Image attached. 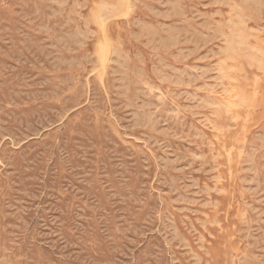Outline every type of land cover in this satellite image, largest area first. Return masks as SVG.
I'll return each instance as SVG.
<instances>
[{"label": "rangeland", "instance_id": "1", "mask_svg": "<svg viewBox=\"0 0 264 264\" xmlns=\"http://www.w3.org/2000/svg\"><path fill=\"white\" fill-rule=\"evenodd\" d=\"M0 1V264H264V0Z\"/></svg>", "mask_w": 264, "mask_h": 264}, {"label": "bare ground", "instance_id": "2", "mask_svg": "<svg viewBox=\"0 0 264 264\" xmlns=\"http://www.w3.org/2000/svg\"><path fill=\"white\" fill-rule=\"evenodd\" d=\"M4 1H5V0H4ZM29 1H30V0H29ZM64 1H65V0H64ZM126 1H127V0H126ZM136 1H137V0H136ZM156 1H157V0H156ZM181 1H182V0H181ZM216 1H217V0H216ZM0 2H1V1H0ZM37 2H38V1H37ZM106 2H107V1H105V3H106ZM109 2H110V1H109ZM109 2H108V3H109ZM158 2H159V1H158ZM224 2H225V0H224ZM224 2H223V3H224ZM235 2H236V1H235ZM246 2H247V1H246ZM254 2H255V0L253 1V3H254ZM54 3H55V2H54ZM105 3H104V4H105ZM41 4H42V3H41ZM63 4H64V3H63ZM102 4H103V2H101V5H102ZM123 4H124V2H123ZM123 4H122V5H123ZM228 4H229V3H228ZM228 4H227V5H228ZM235 4H236V3H235ZM237 4H240V3H237ZM262 4H263V3H262ZM33 5H34V3H33ZM42 5H43V4H42ZM52 5H53V4H52ZM59 5H60V4H59ZM65 5H66V4H65ZM101 5H100V7H101V9H102V7H104V6L108 5V4H106V5H104V6H103V5L101 6ZM161 5H162V4H161ZM181 5H182V3H181ZM249 5L252 6L253 4H249ZM249 5H248V6H249ZM260 5H261V4H260ZM3 6H4V5H3ZM27 6H28V5H27ZM78 6H79V5H78ZM108 6H109V5H108ZM111 6H112V5H111ZM113 6H115V5H113ZM169 6H170V5H168V7H169ZM241 6H243V5H241ZM251 6H250V7H251ZM255 6H256V3H255ZM127 7H128L127 9H129V8L131 7V5H130V6H127ZM261 7H262V6H261ZM26 8H27V7H26ZM29 8H30V7H29ZM34 8H35V7H34ZM45 8H46V7H45ZM59 8H61V7H59ZM117 8H118V7H117ZM120 8H121V7H120ZM123 8H124V6H123ZM148 8H149V7H148ZM172 8H173V7H172ZM255 8H256V7H255ZM255 8H254V9H255ZM151 9H152V8H151ZM159 9H160V8H159ZM230 9H231V8H230ZM232 9H234L233 5H232ZM239 9H240V8H239ZM242 9L244 10L245 8H242ZM32 10H33V9H32ZM51 10H52V9H51ZM64 10H65V9H64ZM107 10H108V9H107ZM114 10H115V8H114ZM117 10H120V9H117ZM117 10H115L116 13H117ZM163 10H164V9H163ZM235 10H236V9H235ZM261 10H262V8H261ZM34 11H35V10H34ZM61 11H63V10H61ZM65 11H66V10H65ZM98 11H99V10H98ZM105 11H106V10L104 9V12H105ZM115 11H114V12H115ZM150 11H151V10H150ZM156 11H157V10H156ZM158 11H160V10H158ZM165 11H166V10H164L163 12H165ZM230 11H232V10H230ZM230 11H229V12H230ZM236 11H238V10H236ZM254 11H256V10H254ZM259 11H260V10L258 9L256 12H259ZM69 12H70V11H69ZM77 12H78V11H77ZM108 12L110 13V11H108ZM108 12L106 11V13H108ZM62 13H64V12H62ZM62 13H61V15H62ZM158 13H159V12H158ZM173 13H174V12H173ZM234 13H235V12H234ZM245 13H246V9H245ZM260 13H261V11H260ZM46 14H47V13H46ZM67 14H68V13H67ZM70 14H71V13H70ZM117 14H118V13H117ZM170 14H171V13H170ZM180 14H181V13H180ZM230 14H231V13H230ZM240 14L242 15L241 11H240ZM35 15H36V14H35ZM41 15H42V14H41ZM57 15H58V14H57ZM110 15H111V13H110ZM112 15H114V14L112 13ZM112 15H111V16H112ZM115 15H116V14H115ZM178 15H179V14H178ZM243 15H244V13H243ZM36 16H37V15H36ZM46 16H47V15H46ZM63 16H66V15H63ZM116 16H117V15H116ZM125 16H126V15H125ZM176 16H177V15H176ZM180 16H181V15H180ZM247 16H248V15H247ZM247 16H246V17H247ZM250 16H251V15H250ZM49 17H50V16H49ZM55 17H56V16H55ZM68 17H70V16H68ZM100 17H101V16H100ZM103 17H104V16H102V18H103ZM112 17H113V16H112ZM122 17H123V16H122ZM164 17H165V16H164ZM171 17H172V16H171ZM171 17H170V18H171ZM243 17H245V15H244ZM246 17H245L244 19H246ZM46 18H47V17H46ZM51 18H52V17H51ZM105 18H106V17H105ZM166 18H167V17H166ZM231 18H236V17H232V16H231ZM237 18H238V17H237ZM31 19H32V18H31ZM55 19H56V18H55ZM69 19H70V18H69ZM72 19H73V18H72ZM106 19H107V18H106ZM111 19H112V18H111ZM128 19H129V18H128ZM181 19H182V18H181ZM229 19H230V18H229ZM240 19H241V18H240ZM240 19H239V20H240ZM242 19H243V18H242ZM251 19H252V17H251ZM74 20H75V19H74ZM101 20H102V19H101ZM101 20H100V22H101V24L103 25V23H102ZM140 20H143V19H140ZM145 20H146V19H145ZM231 20H235V19H231ZM42 21H43V20H42ZM50 21H51V20H50ZM97 21H98V19H97ZM104 21H105V20H104ZM107 21H108V20H107ZM220 21H222V19H221ZM227 21H230V20H227ZM240 21H241V20H240ZM55 22H56V21H55ZM65 22H70V21H65ZM73 22H75V21H73ZM98 22H99V21H98ZM208 22H209V21H208ZM232 22H233V21H232ZM242 22H243V21H242ZM51 23H52V22H51ZM105 23H106V21H105ZM139 23L142 24V21L139 22ZM152 23H153V21H152ZM222 23H223V22H222ZM227 23H228V22H227ZM243 23H244V22H243ZM243 23H242V24H243ZM84 24H86V23H84ZM89 24H90V23H89ZM141 24H140V25H141ZM156 24H157V23H156ZM212 24H213V22H212ZM218 24H219V23H218ZM220 24H221V23H220ZM237 24H238V23H235L236 26H237ZM32 25H33V24H32ZM87 25H88V23H87ZM144 25H145V23H144ZM229 25H230V24H229ZM34 26H35V24H34ZM69 26H70V25H69ZM77 26H78V25H77ZM88 26H89V25H88ZM88 26H85V27H88ZM105 26H107V25H105ZM147 26H148V25H147ZM150 26H151V25H150ZM150 26H149V27H150ZM156 26H157V25H156ZM207 26H209V25H207ZM210 26H211V24H210ZM221 26H222V25H221ZM231 26H232V25H231ZM142 27H143V26H142ZM149 27H148V29H149ZM152 27H154V26H152ZM217 27H218V26H217ZM232 27H233V26H232ZM232 27H231V29H232ZM88 28H89V27H88ZM150 28H151V27H150ZM154 28H155V27H154ZM207 28H209V27H207ZM214 28H215V27H214ZM218 28H219V27H218ZM30 29H31V28H30ZM141 29H142V28H141ZM193 29H194V28H193ZM221 29H222V28H221ZM247 29H248V28H247ZM247 29L245 28V31H246V32L248 31ZM67 30H68V29H67ZM81 30H82V29H81ZM81 30H80V31H81ZM163 30H164V29H163ZM196 30H197V29H196ZM207 30H209V29H207ZM235 30H236V29H235ZM243 30H244V29H243ZM78 31H79V30H78ZM91 31H92V30H91ZM148 31H149V30H148ZM148 31H147V32H148ZM164 31H165V30H164ZM175 31H176V30H175ZM231 31H232V30H231ZM236 31H237V30H236ZM82 32H83V31H82ZM89 32H90V31H89ZM94 32H95V31H94ZM94 32H93V35L95 34ZM154 32H155V30H154ZM157 32H158V31H157ZM179 32H180V31H179ZM196 32H197V31H196ZM208 32H209V31H208ZM238 32H240V31H238ZM45 33H46V32H45ZM50 33H51V32H50ZM77 33H78V32H77ZM131 33H132V32H131ZM137 33H138V32H137ZM139 33H140V31H139ZM148 33H149V32H148ZM159 33H160V32H159ZM171 33H172V32H171ZM182 33H183V32H182ZM206 33H207V32H206ZM219 33H220V32H219ZM242 33H243V31H242ZM47 34H48V33H47ZM143 34H144V32H143ZM145 34H146V33H145ZM157 34H158V33H157ZM180 34H181V33H180ZM224 34H225V33H224ZM230 34H232V33H230ZM248 34H249V33H248ZM58 35H59V33H58ZM58 35L56 34V36H58ZM63 35H64V34H63ZM65 35H66V34H65ZM79 35H81V34H79ZM83 35H85V34H83ZM88 35H89V34H88ZM147 35H148V34H147ZM147 35H146V36H147ZM171 35H173V34H171ZM171 35H170V36H171ZM239 35H240V34H239ZM241 35H242V34H241ZM61 36H62V35H61ZM86 36H87V35H86ZM138 36H139V35H138ZM140 36H141V33H140ZM148 36H149V35H148ZM153 36H155V34H153ZM223 36H224V35H223ZM227 36H228V35H227ZM234 36H236L235 32H234L233 37H234ZM237 36H238V35H237ZM249 36H250V35H249ZM67 37H68V36H67ZM176 37H177V36H176ZM217 37H218V36H217ZM107 38H108V37H107ZM162 38H163V37H162ZM169 38H170V37H169ZM171 38H172V37H171ZM240 38H241V37H240ZM242 38H244V36H242ZM76 39H77V38H76ZM148 39H149V37H148ZM166 39H167V38H166ZM176 39H177V38H176ZM178 39H179V38H178ZM70 40H71V39H70ZM72 40L74 41V39H72ZM77 40H78V39H77ZM149 40H150V39H149ZM174 40H175V39H174ZM226 40H229V38L226 39ZM147 41H148V40H147ZM172 41H173V40H172ZM177 41H178V40H177ZM202 41H203V40H202ZM221 41H223V40H221ZM240 41H243V40H240ZM240 41L237 42V40H235V38H234V40H230V48H229V50L232 52V54H236V55H238V54H240V51L243 52V51L241 50V48H240ZM53 42H54V41H53ZM86 42H87V41H86ZM106 42H109V41H106ZM151 42H152V38H151ZM151 42H150V44H151ZM168 42H169V41H168ZM173 42H174V41H173ZM181 42H182V41H181ZM227 42H228V41H227ZM243 42H244V41H243ZM246 43H247V42H246ZM104 44H106V43H104ZM121 44H122V43H121ZM146 44H147V43H146ZM177 44H178V43H177ZM72 45H73V44H72ZM106 45H107V44H106ZM122 45H123V44H122ZM205 45H206V44H205ZM255 45H256V44H255ZM104 46H105V45H104ZM247 46H248V45H247ZM61 47H62V46H61ZM156 47H158V46H156ZM156 47H155V49H157ZM103 48H104V47H103ZM105 48H106V47H105ZM108 48H110V47H108ZM249 48H250V47H249ZM262 48H263V47H262ZM51 49H53V48H51ZM60 49H61V48H60ZM180 49H181V47H180ZM260 49H261V48H260ZM55 50H56V49H55ZM104 50H105V49H104ZM112 50H113V49H112ZM114 50H116V48H115ZM114 50H113V51H114ZM124 50H125V49H124ZM128 50H129V49H127V51H128ZM261 50H262V49H261ZM98 51H99V50H98ZM120 51H121V50H120ZM178 51H179V50H178ZM182 51H183V50H182ZM259 51H260V50H259ZM64 52H65V51H64ZM67 52H68V51H67ZM69 52H70V51H69ZM77 52H78V51H77ZM77 52H76V53H77ZM84 52H85V51H84ZM226 52H227V51H226ZM107 53H108V49L106 48V50H105V52H104V54H103V56H104L105 59H107ZM112 53L114 54V52H112ZM117 53H119V52H117ZM126 53H127V52H126ZM128 53H129V51H128ZM220 53H221V51H220ZM223 53H224V52H223ZM184 54H185V53H184ZM76 55H77V54H76ZM88 55H89V54H88ZM182 55H183V54H182ZM225 55H226V54H225ZM228 55H230V54H228ZM242 55H243V53H242ZM257 55H258V54H257ZM98 56H99V55H98ZM108 56H109V55H108ZM138 56H140V53H138ZM185 56H186V55H185ZM220 56H221V55H220ZM240 56H241V55H240ZM244 56H245V55H244ZM258 56H259V55H258ZM78 57H79V56H78ZM231 57H235V56H231ZM254 57H255V55H254ZM121 58H123V57H121ZM121 58H119V61L121 60ZM127 58H128V57H127ZM131 58H133V57H131ZM142 58H143V57L141 56L140 59H142ZM185 58H186V57H185ZM197 58H198V57H197ZM203 58H204V57H203ZM228 58H229V56H228ZM235 58H236V57H235ZM235 58H234V59H235ZM244 58H245V57H244ZM248 58H251V57H248ZM255 58H256V57H255ZM258 58H259V57H258ZM97 59H98V58H97ZM123 59L126 60V57L123 58ZM230 59H233V58H230ZM252 59H253V58H251L250 60L252 61ZM117 60H118V59H117ZM143 60H144V59H143ZM225 60H226V58H225ZM237 60H238V59H237ZM243 60H244V59H243ZM243 60H242V61H243ZM256 60H258V59H256ZM113 61H114V60H113ZM119 61H118V62H119ZM141 61H142V60H141ZM222 61H223V60H222ZM233 61H234V60H233ZM263 61H264V60H263ZM47 62H48V61H47ZM101 62H102V61H101ZM223 62H224V61H223ZM225 62H226V61H225ZM258 62H259V64H258V66H259V65H260V62H261L260 59H259ZM110 63H111V62H110ZM119 63H120V62H119ZM125 63H126V62H125ZM142 63H143V62H142ZM240 63H241V62H240ZM87 64H88V63H87ZM104 64H105V63H104ZM106 64H107V63H106ZM247 64H248V63H247ZM261 64H262V63H261ZM102 65H103V63H102ZM218 65H219V64H218ZM241 65H242V66L244 65L243 62H242ZM49 66H50V64H49ZM66 66H67V64H66ZM82 66H83V65H82ZM108 66H109V64H108ZM133 66H134V65H133ZM260 66H262V65H260ZM74 67H75V66H74ZM83 67H85V66H83ZM94 67H96V66H94ZM111 67H112V66H111ZM117 67H118V66H117ZM138 67H139V66H138ZM138 67H137V68H138ZM141 67L143 68V66H141ZM217 67H218V66H217ZM225 67H226V66H225ZM262 67H263V66H262ZM70 68H71V67H70ZM99 68H101V67H99ZM102 68H103V67H102ZM104 68H105V65H104ZM107 68H108V67H107ZM137 68H136V69H137ZM228 68H230V67H228ZM260 68H261V67H260ZM40 69H41V67H40ZM40 69H38V70H40ZM122 69H123V68H122ZM184 69H185V68H184ZM201 69H202V68H201ZM243 69H244V68H241V67H240V70H243ZM250 69H251V68H250ZM103 70H104V69H102V71H103ZM131 70H132V68H131ZM134 70H135V69H134ZM144 70H145V69H144ZM159 70H160V69H159ZM159 70H157V71H159ZM41 71H42V70H41ZM46 71H47V70H46ZM155 71H156V70H155ZM233 71H234V70H232V72H233ZM244 71H245V69H244ZM246 71H247V70H246ZM42 72H43V71H42ZM51 72H52V71H51ZM69 72H70V71H69ZM103 72H104V71H103ZM103 72H101V74H102ZM105 72H106V71H105ZM129 72H130V70L128 71V73H129ZM179 72H180V71H179ZM181 72L183 73V71H181ZM205 72H206V71H205ZM205 72H204V73H205ZM232 72H231V73H232ZM237 72H238V71H237ZM252 72H253V71H252ZM52 73H53V72H52ZM87 73H88V72H87ZM107 73H108V71H107ZM107 73H106V74H107ZM128 73H127V74H128ZM134 73H135V72H134ZM145 73H146V72H145ZM218 73H219V72H218ZM218 73H217V74H218ZM227 73H228V72H227ZM250 73H251V72H250ZM253 73H254V72H253ZM99 74H100V73H99ZM121 74H122V73H120V75H121ZM131 74H132V73H131ZM178 74H179V73H178ZM186 74H187V73H186ZM189 74H190V73H189ZM189 74H188V75H189ZM221 74H222V73H221ZM221 74H220V75H221ZM223 74H224V73H223ZM242 74H243V73H242ZM242 74L240 73V75H242ZM104 75H105V74H104ZM122 75H124V74H122ZM135 75H136V74H135ZM182 75H183V74H182ZM233 75H234V74H233ZM233 75H232V76H233ZM74 76H75V75H74ZM81 76H82V75H81ZM81 76H80V77H81ZM111 76H112V75H111ZM137 76H138V75H137ZM217 76H219V75H217ZM225 76H226V75H225ZM236 76H237V75H235V77H236ZM68 77H69V76H68ZM96 77H97V76H96ZM102 77H103V76H102ZM115 77H117V76H115ZM222 77H223V76H222ZM255 77H256V76H255ZM6 78H7V77H6ZM13 78H14V77H13ZM106 78H107V77H106ZM128 78H129V77H128ZM147 78H148V77H147ZM147 78L144 77V79H147ZM172 78H173V76H172ZM180 78H181V77H180ZM223 78H224V77H223ZM225 78H226V77H225ZM238 78H239V77H238ZM8 79H9V78H8ZM16 79H17V78H16ZM16 79H15V80H16ZM98 79H99V78H98ZM129 79H130V78H129ZM178 79H179V78H178ZM216 79H218V78H216ZM227 79H228L229 82H230V79H229V78H227ZM57 80H58V79H57ZM116 80L118 81V79H116ZM127 80H128V79H126V80H124V81H127ZM131 80H132V79H131ZM131 80H130V81H131ZM135 80H136V79H135ZM179 80H180V79H179ZM186 80H187V79H186ZM239 80H240V79H238L237 81H239ZM251 80H252V79H251ZM78 81H79V80H78ZM138 81H139V80H138ZM188 81H190V79H189ZM14 82H15V81H14ZM54 82H55V81H54ZM87 82H88V81H87ZM90 82H91V81H90ZM97 82H98V81H97ZM97 82H96V83H97ZM105 82H106V81H105ZM108 82H110V81H108ZM112 82H113V80H112ZM150 82H151V81H150ZM75 83H76V82H75ZM131 83H132V82H131ZM151 83H152V82H151ZM246 83H247V82H246ZM108 84H109V83H108ZM120 84H121V83H120ZM223 84H224V83H223ZM261 84H262V83H261ZM133 85H134V84H133ZM218 85H219V83H218ZM221 85H222V83H221ZM74 86H75V85H74ZM105 86H106V85H105ZM153 86H154V84H153ZM203 86H204V85H203ZM223 86H224V85H223ZM232 86H233V85H232ZM238 86H240V84H239ZM253 86H255V84H254ZM11 87H12V86H11ZM88 87H90V86L88 85ZM107 87H108V85H107ZM113 87H114V86H113ZM18 88H19V87H18ZM18 88H17V89H18ZM65 88H66V87H65ZM121 88H122V87H121ZM124 88H125V87H124ZM127 88H128V87H127ZM152 88H153V87H152ZM225 88H227V87H225ZM239 88H240V87H239ZM67 89H68V88H67ZM81 89H82V88H81ZM85 89H86V88H85ZM85 89H84V90H85ZM90 89H91V87H90ZM132 89H133V88H132ZM134 89H135V88H134ZM134 89H133V90H134ZM137 89H138V88H137ZM229 89H230V88H229ZM130 90H131V89H130ZM237 90H238V87H237ZM243 90H244V92H246L245 89H243ZM86 91H87V90H86ZM106 91H107V90H106ZM111 91H112V90H111ZM126 91H127V90H126ZM67 92H68V91H67ZM128 92H129V91H128ZM128 92H127V93H128ZM134 92H135V91H134ZM134 92H133V93H134ZM186 92L188 93V91H186ZM252 92H253V91H252ZM64 93H65V92H64ZM88 93H89V92H88ZM101 93H102V91H101ZM86 94H87V92H86ZM188 94H189V93H188ZM190 94H191V93H190ZM247 94H248V93H247ZM76 95H77V94H76ZM192 95H193V94H192ZM192 95H191V96H192ZM240 95H242V97H244V98H243L244 102L249 103V104L252 103V102H250L251 99H252L251 95H248V96H247V95L244 94V93H242V94H240ZM252 95H254V94H252ZM4 96H5V95H4ZM189 96H190V95H189ZM193 96H196V93H195ZM232 96H233V95H232ZM65 97H66V96H65ZM74 97H75V96H74ZM85 97H86V95H85ZM88 97H89V96H88ZM250 97H251V99H250ZM4 98H5V97H4ZM202 98H204V97H202ZM205 98H206V97H205ZM205 98H204V99H205ZM207 98H208V96H207ZM240 98H241V97H240ZM254 98H255V97H254ZM57 99H58V98H57ZM63 99H64V98H63ZM194 99H195V98H194ZM7 100H8V98H7ZM7 100H6V101H7ZM80 100H81V99H80ZM199 100H200V99H199ZM20 101H21V100H20ZM54 101H55V100H54ZM82 101H83V100H82ZM88 101H90V100H88ZM201 101H202V100H201ZM205 101L207 102L206 99H205ZM209 101H210V100H209ZM213 101H214V100H213ZM262 101H263V99H262ZM56 102H57V100H56ZM85 102H86V101H85ZM216 102H217V101H216ZM216 102H215V103H216ZM235 102H237V101H235ZM238 102H239V101H238ZM82 103H83V102H82ZM208 103H209V102H208ZM213 103H214V102H212L211 105H212ZM253 103H254V102H253ZM56 104H57V103H56ZM96 104H97V103H96ZM3 105H4V104H3ZM6 105H7V104H6ZM6 105H5V106H6ZM9 105H10V104H9ZM82 105H83V104H82ZM93 105H94V104H93ZM203 105H204V103H203ZM208 105H210V104H208ZM10 106H11V105H10ZM13 106H14V105H13ZM21 106H22V105H21ZM56 106H57V105H56ZM222 106H223V105H222ZM224 106H225V105H224ZM227 106H228V105H227ZM11 107H12V106H11ZM89 107H90V106H89ZM93 107H94V106H93ZM176 107H177V106H176ZM90 108H91V107H90ZM95 108H96V107H95ZM177 108H178V107H177ZM223 108H224V107H223ZM227 108H229V106H228ZM9 109H10V108H9ZM224 109H225V108H224ZM91 110H92V109H91ZM215 110H216V109H215ZM81 111H82V109H81ZM93 111H94V110H93ZM99 111H100V110H99ZM177 111H178V109H177ZM181 111H182V110H181ZM227 111H228V110H227ZM227 111H226V112H227ZM95 112H96V111H95ZM55 113H56V112H55ZM84 113H85V112H84ZM99 113H100V112H99ZM102 113H103V112H102ZM175 113H176V112H175ZM182 113H183V112H182ZM191 113H192V112H191ZM227 113H228V112H227ZM86 114H87V113H86ZM100 114H101V113H100ZM104 114H106V113H104ZM184 114H185V113H184ZM219 114H220V113H219ZM92 115H93V114H92ZM92 115H91V116H92ZM220 115H221V114H220ZM54 116H55V115H54ZM66 116H67V115H66ZM96 116H97V115H96ZM144 116H145V115H144ZM148 116H149V115H148ZM172 116H173V115H172ZM69 117H70V116H69ZM72 117H73V116H72ZM79 117H80V116H79ZM175 117H177V116H175ZM76 118H77V117H76ZM82 118H83V117H82ZM109 118H110V117H109ZM145 118H146V116H145ZM173 118H174V117H173ZM186 118H187V117H186ZM220 118H221V117H220ZM62 119H63V118H62ZM77 119H78V118H77ZM102 119H103V118H102ZM148 119H149V118H148ZM148 119H147V120H148ZM179 119H180V118H178V120H179ZM182 119H184V118H182ZM223 119H224V117H223ZM63 120H64V119H63ZM81 120H82V119H81ZM95 120H96V119H95ZM61 121H62V120H61ZM75 121H76V120H75ZM75 121H73V122H75ZM106 122H107V121H106ZM109 122H110V121H109ZM109 122H108V123H109ZM114 122H115V121H114ZM226 122H227V121H226ZM71 123H72V122H71ZM108 123H107V124H108ZM2 124H3V123H2ZM9 124H10V123H9ZM76 124H77V123H76ZM109 124H111V122H110ZM177 124H179V123H177ZM12 125H13V124H12ZM12 125H11V126H12ZM62 125H63V124H62ZM69 126H70V125H69ZM99 126H100V125H99ZM114 126L116 127V124H115ZM53 127H54V126H53ZM115 127H114V128H115ZM150 128H151V127H150ZM217 128H218V127H217ZM54 129H55V128H54ZM71 129L74 130L73 128H71ZM71 129H69V130H71ZM76 129H77V128H76ZM112 129H113V128H112ZM16 130H17V129H16ZM59 130H60V129H59ZM110 130H111V129H110ZM53 131H54V130H53ZM57 131H58V130H57ZM57 131H56V132H57ZM114 131H115V130H114ZM43 132H44V131H43ZM43 132H42V133H43ZM48 132H49V131H48ZM56 132H55V133H56ZM72 132H73V131H72ZM199 132H200V131H199ZM199 132H198V133H199ZM51 133H52V132H51ZM58 134H59V133H58ZM200 134H201V133H200ZM262 134H263V133H262ZM120 135H122V133H121ZM150 135H151V134H150ZM201 135H202V134H201ZM55 136H56V135H55ZM34 137H35V136H34ZM36 137H37V136H36ZM44 137H45V136H44ZM118 137H119V135H118ZM123 137H124V136H123ZM3 138H4V137H3ZM119 138H120V137H119ZM119 138H118V139H119ZM0 139H1V138H0ZM10 139H11V138H10ZM29 139H30V138H29ZM36 139H37V138H36ZM3 140H4V139H3ZM31 140H32V139H31ZM126 140H127V139H126ZM254 140H255V139H254ZM10 141H11V140H10ZM26 141H27V140H26ZM252 141H253V139H252ZM256 141H257V140H256ZM259 141H260V140H259ZM12 142H13V141H12ZM25 143H26V142H25ZM8 144H9V143H8ZM13 144H14V143H13ZM125 144H126V143H125ZM129 144H130V143H129ZM250 144H251V143H250ZM18 145H19V144H18ZM18 145H17V146H18ZM9 146H10V145H9ZM9 146H8V147H9ZM14 146H15V148L17 147L16 145H14ZM130 146H131V144H130ZM1 147H2V145H1ZM3 147H4V146H3ZM18 147H19V146H18ZM244 147H245V146H244ZM261 147H262V145H261ZM12 148H13V147H11V149H12ZM20 148H21V147H20ZM135 148H136V147H135ZM255 148H256V147H255ZM17 149H18V148H17ZM252 149H253V148H252ZM135 150H136V149H135ZM244 150H246V149H244ZM253 150H254V149H253ZM246 151H247V150H246ZM246 151H245V152H246ZM256 151H257V149H256ZM3 152H4V150H3ZM263 152H264V151H263ZM230 153H231V152H230ZM253 153H254V152H253ZM9 154H10V153H9ZM11 154H12V153H11ZM13 154H14V153H13ZM13 154H12V155H13ZM15 154H16V153H15ZM196 154H197V153H196ZM199 154H200V152H199ZM232 154H233V153H232ZM232 154H231V155H232ZM234 154H236L235 151H234ZM246 154H247V153H246ZM248 154H249V153H248ZM262 154H263V153H262ZM16 156H17V155H16ZM199 156H203V154H201V155H199ZM204 156H205V155H204ZM204 156H203V158H206V157H204ZM239 156H240V155H239ZM249 156H250V155H249ZM251 156H252V155H251ZM253 156H255V155H253ZM235 157H236V156H235ZM237 157H238V156H237ZM241 157H242V156H241ZM15 158H16V157H15ZM242 158H245V157H242ZM0 159H1V158H0ZM198 159H199V158H198ZM235 159H236V158H235ZM239 159H240V157H239ZM2 160H3V159H2ZM15 160H16V159H15ZM200 160H201V159H200ZM232 160H233V156H232ZM232 160H231V161H232ZM8 161H9V160H8ZM8 161H7V162H8ZM237 161H239V160H237ZM254 161H255V160H253V162H254ZM243 162H244V161H243ZM253 162H252V163H253ZM8 163H9V162H8ZM206 163H207V162H206ZM208 163H209V162H208ZM208 163H207V164H208ZM244 163H245V162H244ZM246 163H247V162H246ZM2 165H3V163H2ZM262 167H263V166H262ZM5 168H6V166H5ZM247 168H248V166H247ZM251 168H252V167H251ZM12 169H13V168H12ZM242 169H243V168H242ZM242 169H241V170H242ZM2 170H3V169H2ZM8 170H9V169H8ZM243 170H247V169L245 168V169H243ZM4 172H5V171H4ZM232 172H233V170H232ZM236 172H238V170H237ZM256 174H258V172H257ZM14 175H15V174H14ZM236 176H237V175H236ZM12 178H13V177H12ZM171 179H172V178H171ZM258 179H259V178H258ZM232 181H233V180H232ZM257 181H258V180H257ZM10 182H11V181H10ZM10 182H9V183H10ZM6 185H7V182H6ZM10 185H11V183H10ZM236 185H237V184H236ZM171 186H172V185H171ZM245 187H246V186H245ZM8 188H9V187H8ZM234 189H235V187H234ZM12 190H13V189H12ZM12 190H11V191H12ZM0 192H1V189H0ZM241 192H242V191H241ZM234 194H235V193H234ZM6 195H7V194H6ZM10 195H11V194H10ZM12 196H13V195H12ZM10 197H11V196H10ZM10 197H9V198H10ZM5 202H6V201H5ZM5 215H6V214H5ZM245 215H246V214H245ZM4 218H5V217H4ZM244 219H245V218H244ZM7 221H8V220H7ZM245 221H246V219H245ZM1 222H2V221H1ZM255 222H256V221H255ZM247 223H248V222H247ZM247 223H246V224H247ZM6 224H7V223H6ZM247 225H248V224H247ZM1 226H2V225H1ZM3 226H4V225H3ZM239 229H240V228H239ZM242 229H243V228H242ZM246 230H247V229H246ZM6 232H7V231H6ZM236 232H237V231H236ZM233 233H234V232H233ZM233 233H232V234H233ZM248 233L250 234V232H248ZM0 234H1V233H0ZM240 234H241V233H240ZM245 235H246V234H245ZM253 235H254V234H253ZM10 236H11V235H10ZM1 237H2V236H1ZM6 237H7V236H6ZM233 237H234V236H233ZM237 237H238V236H237ZM243 237H244V236H243ZM3 238H4V237H3ZM241 238H242V237H241ZM244 238H246V237H244ZM247 238H248V237H247ZM254 239H255V238H254ZM258 240H259V239H258ZM93 242H94V241H93ZM95 242H96V241H95ZM257 243H258V242H257ZM93 244H94V243H93ZM238 244H239V243H238ZM238 244H237V245H238ZM254 244H255V243H254ZM254 244H252V245H254ZM258 244H259V243H258ZM9 245H10V244H9ZM249 245H250V244H249ZM252 245H251V246H252ZM92 246H93V245H92ZM15 247H16V246H15ZM18 247H19V246H18ZM93 248H94V247H93ZM12 253H13V252H12ZM255 253H256V252H255ZM21 254H22V253H21ZM234 255H235V254H234ZM21 256H22V255H20V257H21ZM2 257H3V256H2ZM16 257H17V255H16ZM245 257H246V256H245ZM17 258H18V257H17ZM255 258H256V257H255ZM19 259H20V258H19ZM24 259H25V258H24ZM242 259H243V258H242ZM247 259H248V258H247ZM0 260H1V259H0ZM11 260H13V259L11 258ZM16 260H17V259H16ZM234 260H235V259H234ZM14 261H15V260H14ZM248 261H249V260H248ZM250 261H251V259H250ZM9 262H10V261H9ZM12 262H13V261H12ZM12 262H11V263H12ZM20 262H21V261H20ZM22 262H23V261H22ZM252 262H253V261H252ZM15 263H17V262H15ZM242 263H243V262H242ZM253 263H254V262H253ZM9 264H10V263H9ZM12 264H14V263H12ZM256 264H257V263H256Z\"/></svg>", "mask_w": 264, "mask_h": 264}]
</instances>
